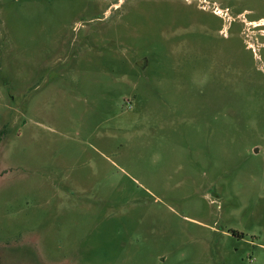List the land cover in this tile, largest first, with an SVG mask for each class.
I'll use <instances>...</instances> for the list:
<instances>
[{
	"label": "rangeland",
	"instance_id": "obj_1",
	"mask_svg": "<svg viewBox=\"0 0 264 264\" xmlns=\"http://www.w3.org/2000/svg\"><path fill=\"white\" fill-rule=\"evenodd\" d=\"M263 24L0 0V264H264Z\"/></svg>",
	"mask_w": 264,
	"mask_h": 264
},
{
	"label": "bare ground",
	"instance_id": "obj_2",
	"mask_svg": "<svg viewBox=\"0 0 264 264\" xmlns=\"http://www.w3.org/2000/svg\"><path fill=\"white\" fill-rule=\"evenodd\" d=\"M264 25V24H263ZM257 26V25H256ZM250 47H252V46H250Z\"/></svg>",
	"mask_w": 264,
	"mask_h": 264
},
{
	"label": "trees",
	"instance_id": "obj_3",
	"mask_svg": "<svg viewBox=\"0 0 264 264\" xmlns=\"http://www.w3.org/2000/svg\"><path fill=\"white\" fill-rule=\"evenodd\" d=\"M1 134V133H0Z\"/></svg>",
	"mask_w": 264,
	"mask_h": 264
}]
</instances>
